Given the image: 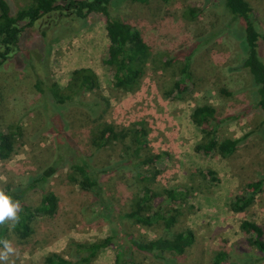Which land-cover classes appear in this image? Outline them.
I'll use <instances>...</instances> for the list:
<instances>
[{
  "label": "rangeland",
  "instance_id": "rangeland-1",
  "mask_svg": "<svg viewBox=\"0 0 264 264\" xmlns=\"http://www.w3.org/2000/svg\"><path fill=\"white\" fill-rule=\"evenodd\" d=\"M247 1L264 34V0ZM9 2L15 14L32 0ZM190 9L198 14L190 17ZM107 10L138 30L149 46L145 73L135 90L113 87V68L105 63L109 39L103 12L89 13L81 26L67 35L63 34L65 27L51 26L57 22L55 16L39 20L23 33L11 57L0 64V126L5 131L14 127L18 132L10 156L0 158V190L25 183L58 160L61 153L69 155L61 142L68 143L67 135L42 130L47 117L60 114L77 152L86 155L92 169L99 171L109 198L103 201L82 190L79 175L68 164L41 188L27 193V201L36 205L43 191H53L58 197L57 213L36 218L27 239L9 230L7 240L14 252L0 264H44L51 253L75 261L78 252L87 255L84 248L88 244L107 237L111 238L109 244L87 264H112L117 253L126 249L127 233L149 240L187 227L194 232V242L184 254L169 255L175 264H212L219 249L229 252L225 264H264V253L248 242L251 234L241 228L243 221L264 228V185L258 192L248 186L264 179V143L257 132L261 113L256 109L248 69L243 66L246 52L240 21L225 9L223 0H112ZM187 51L192 57L193 82L187 90L162 97L157 82L165 87L173 85L180 77ZM83 67L98 77L100 87L91 96L103 102L95 115L81 98L58 104L47 89L56 81L67 92L72 71ZM36 78L43 81V93L35 86ZM222 89L231 95L223 94ZM91 96L86 93L84 99ZM206 103L224 118L218 128L219 140L247 134L230 157H222L216 148H196L204 138L190 114ZM138 121L144 122L149 143L143 152L167 153L161 162L144 167L154 173L153 181L145 176L137 178L130 166H122L129 136H114L98 151L92 145L94 136L98 142L103 141L101 136L107 137L109 125L122 132ZM208 170L215 172L217 180L199 175V171ZM145 186L158 194L155 208L165 202L164 189L187 190L188 197L177 204L178 220L169 231L160 223L148 227L121 219L130 208L131 195ZM250 196L253 200L246 208L232 209L236 197ZM8 223L11 225V219ZM132 256L141 264H162L140 251Z\"/></svg>",
  "mask_w": 264,
  "mask_h": 264
},
{
  "label": "trees",
  "instance_id": "trees-1",
  "mask_svg": "<svg viewBox=\"0 0 264 264\" xmlns=\"http://www.w3.org/2000/svg\"><path fill=\"white\" fill-rule=\"evenodd\" d=\"M111 1L63 0L61 2L59 0H32L28 6L19 9L14 14L9 0H0V64L11 57L14 51L18 49L23 33L35 26L39 20L55 16L57 22L51 26L61 25L65 27L63 34L67 35L79 28L89 13L103 12L106 16L105 27L109 39L105 63L113 68V87L124 91L135 90L145 73L144 63L149 55V46L138 30L134 29L129 23L112 17L107 10V6ZM223 4L225 9L240 21L243 29L246 52L243 66L248 69L251 88L256 96V109L261 113L257 132L264 143V34L260 33L252 14V7L247 0H223ZM197 14L198 11L193 9L188 11L190 17H195ZM43 33L46 34V31ZM191 61V52L187 51L180 77L173 82L171 87H165L161 82H157V88L162 97L169 98L174 92L180 93L189 88L194 79ZM42 85L43 81L36 78L35 86L41 93L45 91ZM99 87L96 73L90 68L83 67L72 71L71 79L65 87L67 92H64V89L56 81L50 82L47 89L58 104H63L66 100L75 97L81 98L84 106L88 107L92 111L91 113L95 115L97 114L96 109L101 106L103 101L97 100L95 96H91V93ZM221 92L228 96L231 95V92L227 89H222ZM86 93H89L91 97L84 99ZM1 105L0 99V111ZM190 119L201 131L204 138V142L197 144L196 148L206 151H212L216 148L224 158L230 157L247 136L246 134L241 138L225 137L219 140L218 128L224 118L216 114V108L211 103L196 106L190 114ZM128 128V130L124 129L119 132L114 125H109L107 137L101 136L100 139L103 141L98 142V136H94L92 145L95 151H98L106 146L107 141L114 136L116 138L120 136L121 139L129 136L130 145L125 151L126 160L121 161L122 166H130L137 178L145 176L148 180L153 181L155 180L154 173L147 172L144 167L148 165V168H151V166L161 162L167 156V153L149 154L143 152L149 146L143 121H138ZM66 129V122L60 114H57L56 118L47 117L42 130L50 133L56 131L67 135L68 143L61 142L63 147L68 150L69 155L66 156L61 153L58 160L48 165L36 176L28 177L25 183L8 185L1 189L19 204V209L16 212L17 218L11 220V225L8 223V218L0 223V240H7L9 230H12L18 237L27 239L33 232L32 223L36 218L43 215L54 216L57 213L58 197L53 191H43L41 199L36 205H31L27 201V193L30 190L41 188L49 178L68 164L69 168L79 175V185L82 190L90 191L95 197L103 201H105V198L107 199V192L103 181H101L99 171L92 169L93 167L86 160V155L77 152L78 148L75 140L66 132ZM17 133L14 127L12 130L8 128L5 131L0 126V158L10 156L13 151V137ZM73 143L74 145H72ZM78 155L79 157L75 158ZM113 170L115 169L112 168ZM214 173L213 170L199 171V175L203 179L211 181L217 180ZM263 185L264 179H260L255 183H249L248 186L250 188L254 187L253 191L258 192L262 190ZM164 194L165 202L155 208L153 202L158 196L157 192L151 187H143L138 193L131 195L130 208L120 215L121 219L148 227L160 223L166 232L169 231L178 220L179 205L177 204H181L188 197V193L185 188L175 187L164 189ZM108 200L109 198L106 201ZM252 200V196L236 197L232 202V209L241 211ZM166 203L171 207H168ZM241 228L250 232L248 242L264 253V228L251 221H243ZM194 238L193 230L188 227L174 234L165 233L149 240H143L135 237L132 233H127L126 249L117 253L112 264H141L132 256L134 251L151 255L162 264H175L169 255L184 254L193 244ZM110 241L111 238L107 237L101 242L88 244L84 248L87 255L78 252L77 256L75 255V261L59 253L48 254L44 258V264H87ZM228 255V251L219 249L214 255L212 264H225Z\"/></svg>",
  "mask_w": 264,
  "mask_h": 264
},
{
  "label": "clouds",
  "instance_id": "clouds-1",
  "mask_svg": "<svg viewBox=\"0 0 264 264\" xmlns=\"http://www.w3.org/2000/svg\"><path fill=\"white\" fill-rule=\"evenodd\" d=\"M19 209V204L11 199L4 191L0 190V223H3L6 218L15 220L16 212ZM0 245H3L0 250V261L8 259V255L14 252L8 240H0Z\"/></svg>",
  "mask_w": 264,
  "mask_h": 264
}]
</instances>
